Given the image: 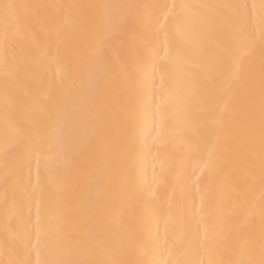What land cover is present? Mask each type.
<instances>
[{"label":"bare ground","instance_id":"1","mask_svg":"<svg viewBox=\"0 0 264 264\" xmlns=\"http://www.w3.org/2000/svg\"><path fill=\"white\" fill-rule=\"evenodd\" d=\"M260 3L0 0V264H260L259 20L243 24L253 39L236 91L223 94L210 85L221 67L215 12L198 7ZM4 4L18 6L7 42ZM163 4L188 7L167 15L155 7ZM223 12L239 23L245 9ZM145 48L156 65L150 82L140 72ZM210 110L221 125L197 119ZM145 113L158 134L137 178L125 137ZM209 141L212 164L193 176ZM156 219L167 241L159 250L147 241Z\"/></svg>","mask_w":264,"mask_h":264},{"label":"snow or ice","instance_id":"2","mask_svg":"<svg viewBox=\"0 0 264 264\" xmlns=\"http://www.w3.org/2000/svg\"><path fill=\"white\" fill-rule=\"evenodd\" d=\"M14 4H4L3 9L5 13V30L4 40L7 42L8 28L7 18L14 14V10L17 8ZM162 10V14L172 15L173 9L186 8L187 5H157ZM201 8L212 9L215 15L210 18V22L214 23L219 28V40H218V61L221 65L216 70L215 76L211 78L210 85L213 89L220 91L223 94H231L236 91L240 80L241 64L244 60V56L252 42L253 37L246 36L244 33L243 24L249 21L259 20L261 42L264 43V0H261L259 5H201ZM243 7L245 12L240 17L239 23L230 22L223 10ZM258 10V14H257ZM144 63L140 68V72L145 82H150L152 79V71H154L156 65L154 62L153 54L147 48L143 52ZM221 115L215 111H209L203 117H197L202 119L213 126L221 125ZM249 129L251 131L252 151L255 153L257 136H256V124L254 121L249 122ZM157 132L158 129L151 126L150 117L147 113L142 118H134L128 126V132L125 137V142L128 146L129 157L132 164V169L137 178H142L144 175V167L147 163V157L151 154L152 149L148 145V140L152 138V133ZM258 152L259 162L261 170V183L264 185V100H262L260 122L258 129ZM215 145L212 142H205L202 145V151L207 153V159H202L200 165L193 172L195 176L196 171L202 172L204 168H209L212 164L213 148ZM30 166V161L28 162ZM160 220L156 219L153 224H150L147 229V241L153 250H159L163 247V244L167 241H162L159 235ZM262 253H264V244H262ZM11 264H29L27 260L20 262H11ZM48 264H92L88 260H72V259H53ZM111 264H165L161 259H145L140 261H112ZM260 264H264V259L260 261Z\"/></svg>","mask_w":264,"mask_h":264}]
</instances>
